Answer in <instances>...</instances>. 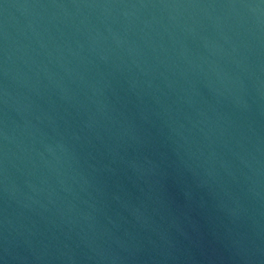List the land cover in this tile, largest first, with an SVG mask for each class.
I'll return each instance as SVG.
<instances>
[{
    "label": "water",
    "instance_id": "obj_1",
    "mask_svg": "<svg viewBox=\"0 0 264 264\" xmlns=\"http://www.w3.org/2000/svg\"><path fill=\"white\" fill-rule=\"evenodd\" d=\"M0 264H264V0H0Z\"/></svg>",
    "mask_w": 264,
    "mask_h": 264
}]
</instances>
